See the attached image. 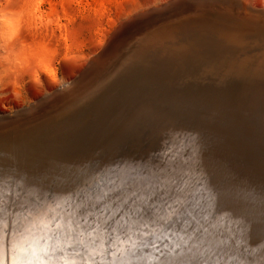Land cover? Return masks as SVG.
<instances>
[{"label": "bare ground", "instance_id": "obj_1", "mask_svg": "<svg viewBox=\"0 0 264 264\" xmlns=\"http://www.w3.org/2000/svg\"><path fill=\"white\" fill-rule=\"evenodd\" d=\"M46 1L51 4V9L48 12L41 11V9L39 8V5H35L33 7V10H29L26 16L27 18L24 21L10 22V23L6 22L3 24L0 23V58H2L1 55L3 52L2 51L3 48L20 50V51H23L24 53H27L29 50L36 49L35 52L37 53L38 51L43 50L45 48H48V47L51 48V47L58 46L60 45V42L62 43V40L68 41L69 38L76 36L83 32L84 24H82V22H75L76 19L78 20V19L84 18L85 20L83 22L88 21L90 23L92 22L93 26H101L100 21L102 20V18H108L110 16L113 6L117 7L118 9L121 6V0H60V1L46 0ZM179 1L184 2V0H179ZM213 1L210 2L211 4L207 2L204 6H191V8H193L194 11L196 12H191V13L189 12L190 14L184 13L185 15H182V16L186 17L187 19L186 22H181V20L177 19V17H174L172 10L171 11L173 15L169 17L171 19L168 18L167 16L168 14H167L166 16L168 20L166 19L163 22H160L161 20L160 18L159 20H157L158 18L157 19L155 18L149 22L147 21L148 18L150 17L148 13L134 12L136 14L133 13L134 15L132 14L133 16L131 17V19L129 18L127 22L124 21L126 24L124 23L120 27H117L119 24L116 26L117 29L115 32H113L114 34L112 33L113 35L110 33H105L104 38L100 40L99 50L100 49L101 50L99 51L97 49L95 51L96 53L93 52V54L89 57L88 67L90 66L92 67V69L95 68V70L93 71H90L91 68H88L89 70L88 73L85 71L87 74H90L89 77L86 74V76H84L86 77L84 80L78 78L79 80L74 79L73 81H68L65 84L67 88H63V91H60V93L58 92L55 93L56 90H54L52 93H50L51 96L49 98L51 100L53 96L52 98L53 101L51 100L52 103L50 100L46 98V101L47 100L50 101L49 107L47 106L48 108L47 107L43 108L44 107L43 106L41 110L42 112L41 111L35 112L33 111L34 108H32L31 110L34 112L35 115L30 116V118L27 119L28 120L27 123H29V121L38 119V117H40V115L44 114L45 112L48 113L49 109L51 110V112H53L54 110L52 109L55 107V105L56 107H58L59 105L57 104L61 103V101L64 100V98L66 97L68 98V96L71 97V95L74 94V92H76L77 90L79 91L84 86H86L87 82L88 83L90 82L91 76L98 75V72L96 71L99 70L100 72L104 67L109 65L111 61H114L115 63V60L118 59V57L116 56H117L118 51L121 49L120 48L121 43L124 42V39L123 41H121L122 36L128 32H131L132 29H134L135 27L138 28V26H140L143 32H141L140 34H137L138 36L136 35V40L138 39V41H142V44L140 45V43H137L138 46L139 45L140 46L139 47L136 46V48L133 49L131 57L133 59L135 57L137 58V56L138 57L143 56V54L145 53L149 54V52H151L150 55L147 58H145L143 61L145 62L149 60L148 62H146L145 65L146 67L148 66L151 68L155 67V69L157 70L156 74L152 75L150 72H147L146 69H144L146 67L141 68V69L140 68L136 69L135 71L131 69L130 72L132 74L129 73L127 75L128 78L124 77V79L122 80L123 83L120 84L121 88L116 86L118 85L117 84L118 82L115 84L113 83L110 87H107L105 89L104 93H108V94H102V98H101L102 100L101 101L99 100L100 102L97 104L98 106L104 103L105 100H109L111 97H114L112 98V100L108 101L105 105L106 110L108 109L109 111H113L116 108L115 106L117 105L121 96L126 94L127 91L126 90L124 91V89H126V86H129L131 84L130 85L132 86L131 91H133L134 89L135 90L138 89L136 88L137 86L139 88L144 87L142 84L144 82H147V85H150V90H151V91L149 90V92L151 93H150V96L148 97L150 101L140 102L136 105L133 104L132 106L127 105L126 107H123L122 105V108H121L122 112L118 114L117 119L118 120L125 119L123 121V124L119 123L118 121L117 122L115 121L110 127L111 129L106 130L104 127H105V124H107L109 120L107 118L99 119L97 117L96 118L94 117L92 120L89 121L92 125L96 123L98 120L101 121L100 123H103L102 125L99 123L100 125L97 127V128H100V131H102V129L104 128L103 132H100L98 130L97 133L99 135L97 133L96 135H94L95 131H92L91 129L89 131H85L86 130L84 129L85 125H83L79 129V131H75L74 129L70 131V128L72 127V125H70L72 123L71 121H73L78 115L79 116L83 115L82 111H78L77 113L70 114L69 115L70 118L68 116L63 118L61 122L56 121L54 123L53 121L50 123V120H49L47 122L49 123L48 127L52 129L49 128L50 131H47V133L43 134V136L34 134L33 136L30 137L29 135V137L23 141V138H22L23 135L21 134L22 133L24 134L26 132H22L21 134L19 132V134L22 136L21 137L22 141H18L17 143H14V142H9V140L4 139L8 141L9 143H5L0 148V179L12 180L14 184H20L24 188V191H25V200L28 201L30 205L40 202L45 197L48 198L47 201L45 202V208L48 213L47 215H38L34 211L31 212V214H29V212L27 211L20 210L18 214L14 217L15 235L12 238L11 244L12 246L15 247L16 256L18 259L20 260H32V259L42 260L43 259V257L40 255L41 251L46 246L53 243V241L48 239V236L57 232V229L55 228V224L52 222L53 218L59 216L61 214L60 210L63 209L66 205H68L70 202H72V197L70 195H65L63 192V188H65L71 183V181L69 180L70 176L75 179H79L81 177L91 178L94 174H99L97 178H100V176H103L104 178H107V177H118L120 179L131 178L132 175L134 174L133 172L136 171L135 169L144 167L145 170L144 169L142 170H144L145 172L153 170V169H155L156 171H159V166L161 163L166 162L167 166L171 167L173 161H175L176 164L179 165L180 161H183L188 158L191 160L192 166L190 168V165L188 164L187 168L185 169L186 172H188L189 169H195L194 166L197 168L198 166L197 164H201L200 166H202V168L205 167L206 171L208 170V167H210V165H213V163H210L207 160L212 159L211 161H213L215 154L212 155V152L207 151L206 148L202 146L204 144L203 143L199 144L201 141H199L196 138V136H194L195 133L200 132L198 131L199 129L187 128L189 131H185L186 128L182 127L179 123H175L174 125H169L170 121H169V118L167 117L164 118V121L168 123V127H164L163 125V127H160L159 129L161 131L165 129L168 130L170 134L172 133L171 136L174 142L180 144V149H182L183 152H180V149L177 150L178 153L175 154V157H171L169 159L166 157V154L159 155L162 152L163 153L166 152L165 149H161V148L169 147L168 146L169 139H171L170 135L169 136L163 135L164 137L157 139L152 144H149L147 147H144L142 149L138 145L139 143L137 142L128 143L129 139H127V133H129V131L135 132L134 131L135 129L138 132L140 131L139 130L140 121H137V120L140 119L139 117L143 115L145 116L149 108H153V105H155V102L157 106L161 108H164L166 102L170 100L166 98H170V97L175 98L174 100H172V102H176V101L186 102L189 99V97L196 96L199 91V89L197 88V90L195 91L193 90L189 94L183 95L184 92L187 91L186 89L189 88V86H191L194 82L201 81L207 75L209 76L210 72H213V75H214L216 71H219L220 65H217V63L221 64L220 58L224 57V55L226 57V54H232V56H235L236 50L238 51L241 50L244 53L245 51L247 52V50L250 49V46L253 45V43L247 44L246 40H248V38H253L257 36L260 38L259 41L263 40L264 20L258 18L262 15L263 12L251 9V7H254L256 9L261 8L264 11L262 0H221L223 2H221L220 0H215L217 2H213ZM75 5H80L81 7L83 6V8H81L82 10H79L80 14L78 15L77 13L79 18L76 15L77 9H76V12L74 11ZM183 5L186 6L185 3L182 4V6ZM59 6L63 7V10L65 11L64 14L70 15V18H69L70 23L61 22L60 16L57 13ZM176 9L177 8H175V11ZM180 9L183 10L181 6H180ZM247 10H250L251 12H247ZM252 10L256 12V14ZM250 13H254V14L251 15ZM166 16H164V18H166ZM201 17L205 18L206 21H212L215 18L220 19L221 21L219 22V26H221L220 29H217V28L213 29V27H210V26L199 27L200 25L197 24L199 21L198 22H196L195 20L189 21L192 18L199 19ZM114 19L110 17V20H112L111 24H116ZM88 25L90 26V24ZM84 27H87V26L84 25ZM197 27L198 29L193 32V30ZM201 28H203V30L199 31ZM87 29H89V27ZM206 36H208V38ZM114 42L116 43L118 42V43L113 47L111 45H114ZM235 43H236V46H235ZM176 47H180L179 49L183 48L182 51L184 52V54L182 56L175 55L173 53V49ZM149 49L150 50L152 49V51H150ZM112 51L113 53H111ZM30 52L32 54L34 53L33 51H30ZM239 55H241V53ZM195 56H197L200 59L192 60V58ZM129 59L132 60L131 58ZM204 59H213V61L211 65H207L209 64L207 61H205L206 63L204 64L202 63ZM223 59H222V62H223ZM226 59L228 60L229 58L226 57ZM229 60L228 61L225 60V61L228 63ZM126 61L129 62L128 60ZM126 61L122 62L121 64H124ZM232 61H233L232 63L235 62L233 59ZM1 62L2 60L0 59V63ZM214 64H216L217 66ZM233 66L225 67L227 69V72L229 73L231 72L229 76L230 77L233 76L232 77L233 84H236V81L239 80L238 83L239 84L243 83L242 86H245L247 84L245 83L244 80L253 79V76L249 75L251 72H248L247 69L246 71H242V70L240 71V69H242L243 67L240 69L238 67V70L232 71L235 68ZM243 69H245V66ZM202 70L203 72L199 73ZM102 76L104 77V74ZM116 78H118V76ZM84 81L85 82L87 81L86 84ZM113 82H116V81H113ZM38 83L36 85H38ZM31 84L33 85L32 82ZM154 89L160 90V91L155 93L152 91ZM119 91L121 92L120 95L115 96L116 92H119ZM254 91H255V88L252 91L248 90L242 93L243 97L240 98V100H242V103L240 101L241 103L240 109L242 110V112L246 113L244 109L248 107L249 104H251L254 98V95H255ZM181 96L182 98H180ZM70 99L72 101V98ZM46 101L45 103H47ZM73 101H74L73 103L76 102L74 98H73ZM41 103L38 102L39 105ZM43 104L44 102L42 103V105ZM76 104L77 103H75V105ZM62 105L64 107V103L61 104V107ZM70 106L71 105H69V107ZM56 107L55 109H57ZM65 107H68V106H65ZM179 107L182 108L183 106L180 105ZM39 108H41V106ZM68 108H65V109H68ZM61 109L62 108H60L59 110ZM31 110L30 112L28 110L26 111L31 113ZM211 110H214V109H211ZM2 111L5 112L4 110ZM21 111H22V108H21ZM58 112H60V114L63 115L61 113L62 111H58ZM168 112L169 114L171 113L174 115H178L174 111H168ZM92 113L93 112H91V114ZM60 114L59 116H61ZM162 114L163 113H155L153 114L152 117L149 116V114L146 115L143 123L141 124L142 125L141 128L145 129L146 126L150 127L149 123H153V119L157 118L156 117L157 115H162ZM10 117H13V116H10ZM132 117L133 119H131ZM19 120H21L20 117H19ZM162 122L163 121H160V124ZM5 124H8V123L5 122L4 125ZM25 124H23V126H25ZM10 125L11 124L9 123V126ZM38 125L36 126L37 127L41 126V125L39 126ZM37 127L35 131H38ZM40 128L39 130L41 131ZM33 129H35V127ZM44 129L45 131L46 129H48L47 125H45ZM35 131L33 130L31 133L33 132L35 133ZM25 135L27 136V134ZM15 136L17 137L18 135H15ZM38 136H41L44 138L39 139ZM12 137H10V140L12 139ZM185 140H188L190 143L193 144V146L194 145L196 146V144H199L197 147L191 148L192 151L189 152L190 154H189V157L187 158H185L184 155L186 153V150L189 149L191 145L183 146L184 144L183 141ZM180 141H182V143ZM0 142H3V141H0ZM215 151L217 150L215 149ZM178 154L179 156L176 157V155ZM158 156L162 157L161 158L162 161L156 162ZM236 159L239 160L238 158ZM259 159H260V156H259ZM256 160H257L256 157L253 158V156L247 155V152H246L245 156L242 158L243 162L242 164H240V166H242V169L241 167H238V168L236 167L235 169H238L237 170L238 172L234 170V172H237V177L243 178V175H244V180L245 182H247L245 178H246V174H249V170L248 168L243 170V167L246 166L248 163L247 167H251L250 169H252L253 171V169H256V164H257L256 162L261 161V160H257V161ZM217 167L219 166L217 165ZM259 167H260V164H259ZM231 168H230V171H231ZM142 170L140 169V171ZM218 170L217 172L219 175L220 170L219 171ZM202 172L204 171L202 170ZM213 172H214V169H213ZM261 172L263 171L261 170ZM141 173L143 172H139L135 174L138 176ZM210 173L211 172H209V174ZM216 174L217 173H215V175ZM231 174L233 175L234 173H231ZM260 176H263V173ZM211 178H213V175L211 176L208 175L207 177H204V175L202 176L201 174L198 177L200 181L199 180L198 181L202 184V186L204 184L203 187H205V185H209V187L205 188V189L207 188L209 189L211 187L210 185L211 180H216V179H211ZM228 179H231V178L229 177ZM263 179H261V182ZM227 180L226 182H228ZM232 180H235V179H232ZM235 183L236 182H234V184ZM238 183H236L237 186H238ZM195 186H185L184 187L182 191V196H183L182 205L184 207H188L191 209V208H196L198 206L197 204L198 195L197 194L200 192H204V191H201L199 187L196 188ZM235 188L236 187H234V190ZM240 190H242V192L239 195L240 197L236 199L235 203L232 200L227 201V202L225 201L226 202L225 204L223 203V205H225L226 207L222 206L220 208L218 206L219 198L218 199L214 198L213 201L211 202V205H213L214 208L211 207L210 211L201 212L197 216L196 222L192 225L193 228H201V229L206 228V229L211 230V233L214 236V239L212 241L213 247L221 252L224 261L228 262V264H245L246 261H251L250 259L251 257L255 258L259 256V254L256 253L254 249H252V247L248 251V247H244V244L242 243L240 236H238V224H237L238 214L240 213L239 211L242 208H244L241 205V203H242V199L246 197L245 195L248 192L246 188H241ZM224 191H226V189H224ZM258 191L261 192V190H258ZM189 193H191V195H189ZM243 200L247 202L246 199H243ZM255 200L256 199H254L253 201ZM253 203L254 205L257 204L256 201ZM249 205L247 206L249 207ZM261 205L264 206V202ZM218 208H220V210L224 212V215L220 212V210H217ZM160 216H164L166 218L162 221H159V223H157ZM250 217L248 218L250 219ZM75 218L76 217L74 215L73 219ZM187 219H188V216L186 213L181 212L180 214H177L175 209L165 212L161 208L158 210V215L152 214L150 218L145 217L143 219L141 216L129 217V219L125 221V224L128 225V229L130 232H135L136 228L133 227V225L140 223L141 227H144L145 225H147V231L149 233H152L155 231L157 234H159L160 232L166 231V229L164 228V225L170 224L172 228V232H173V238H172V241L170 242V246H171V244H175L177 242L184 243V240L181 239V235L183 232L189 230L188 224L186 223ZM242 220L243 222H245L244 218ZM233 221L236 222L234 223V225H236V229H234L233 225L231 224ZM61 223H64V221L62 220ZM65 230H66V227L62 228L60 231H65ZM259 234L263 236L264 238V234L262 233H259ZM100 237H101V240L103 241L104 239L107 238V234L101 231ZM41 240H44L45 243H41ZM117 240H118V237L113 238V241H112L113 246H115V244L117 243ZM61 243H64V241H61ZM122 246L131 247V245H127L126 242H122ZM101 248H102V244L97 245L95 249H93L92 246H89V251L90 252L93 250L99 251ZM241 249H244L243 252H241L242 251ZM257 251H259L260 253L262 252V250L259 248H257ZM5 256L8 259L9 264H11L10 250L5 252ZM55 259H56V264H62V261L65 259L66 260H72V259L78 260V257H75L73 256L72 253L65 251L63 253V256L58 255ZM96 259H99V257H96ZM134 264H159L158 254L152 248L143 249L139 252L138 256L134 258Z\"/></svg>", "mask_w": 264, "mask_h": 264}, {"label": "rangeland", "instance_id": "obj_2", "mask_svg": "<svg viewBox=\"0 0 264 264\" xmlns=\"http://www.w3.org/2000/svg\"><path fill=\"white\" fill-rule=\"evenodd\" d=\"M57 1H60V0H57ZM212 1L213 0H184V2H180L179 0H168V2H167V0H121V6L119 9L115 6H113L110 16L108 18H102V20L100 21L101 26H93L92 22L90 23L88 21H87L88 23L86 21L83 22L85 20L84 18H81L78 20L76 19L77 21L75 20V22H82V24H84L87 27H84V25H83V32L82 33L69 38L68 41L62 40V43L60 42V45H58V46L51 47V48L48 47V48L43 49L44 51L40 50L37 53L35 52L36 49L29 50L27 53H24L23 51H20V50L3 48L2 51L4 53L2 52V55H1L2 58H0L2 60V62L0 63V101H1V103H0V110H1L0 111V124H1L0 130H12L11 132H13V133L10 135H5L3 132L2 135H0V141H3V142H0V144H1L0 148L5 143H9V142L17 143L18 141H22V138H23V141L25 139H27L29 137V135H30V137L33 136L34 134H36V135L38 134V135L43 136V134L47 133V131H50L49 130L50 127H47L48 129H46V131L44 129L46 122L41 123V124L39 123V125H41L40 127H42V128L39 127L42 132L39 130L38 127H37L38 131H35L36 125L34 126L35 130L33 129L34 127H31L33 125H30V126L25 127V128H27V130L30 131V132L28 131V133H27V130L22 129L24 126L21 127L20 125L27 123V121H28L27 119L30 118V116L35 115L33 111H35V112L41 111L43 106H44L43 108H46L47 106L49 107L50 101L53 98V96H52L51 100L49 99L51 96L50 93H52L54 90H56L55 93H57V92L60 93V91H63V88H67V86L65 84L68 81H73L74 79L77 80L78 78L84 80L86 78L84 76H86V74L89 72L88 68L92 69V67H90V66L88 67L89 57L93 54V52L96 53L95 51L97 49L99 50V48H100L99 42L101 39L104 38L105 33L112 34L113 32L116 31V29H117L116 26L118 24L119 25L117 27L122 26L125 22H127L129 20V18L131 19V17L136 13H141V12L148 13V15H150V17L148 18L147 21H149V22L155 18L156 19L158 18L157 20H159V18H160L161 19L160 22H163L167 19V16L169 18L170 16H172L174 14V17H177V16L183 17L182 15L190 14L191 12H196V11H194L193 8H191V6H204L207 2H209V4H211L210 2H212ZM213 2H217V1L214 0ZM221 2H223V1H221ZM184 3L186 6H184V5L182 6V4H184ZM228 3H226V4H228ZM262 4L264 7V0H262ZM35 5H39V8L43 12H48L51 9V4L49 2H47L46 0H0V23L3 24L6 22L10 23V22L24 21L27 18L26 16H27L29 10H33V7ZM180 6L183 8V10L180 9ZM187 6H188V8H187ZM81 8H83V6L82 7L80 5L74 6L75 12L77 9L76 15H77V13H78V15L80 14L79 10H82ZM175 8H177V9L179 8L180 11H179V9L178 10L176 9V11H178V12H176ZM251 9L262 11L264 13V11L261 8L256 9L254 7H251ZM171 10L173 11V14H172ZM134 12H136V13H134ZM247 12H251V11L247 10ZM57 13L60 16L62 23H70V20H69L70 15L64 14L65 11L63 10L62 6L61 7L59 6ZM254 13L256 14V12H254ZM254 13H250V14L252 15ZM263 13L260 17H258L259 19L264 20L263 19V17H264ZM78 15H77V17H78ZM164 16H166V18H164ZM110 17H112V19L115 18L114 20H115L116 24H111L112 20H110ZM169 19H171V18H169ZM121 20H123V21H121ZM88 24H90L91 27ZM214 24L219 25V22L218 23L216 22ZM88 27H89V29H87ZM135 29H138L137 30V31H139V32H137L138 34L143 32L141 30L140 26H138V28L135 27L134 29H132V31H134ZM197 29H198V27L195 28L193 30V32L196 31ZM201 30H203V28H201L199 31H201ZM126 34H124L122 36L121 41L123 39H125ZM206 37L208 38V36H206ZM140 38H142V37H140ZM248 40H250V39H248ZM117 43L114 42V45H111V46L114 47ZM235 46H236V43H235ZM179 48L180 47L174 48L173 53L175 55H181L182 56L184 54V52L182 51L183 48H181V49H179ZM248 50L250 52L249 54H252L251 53L252 51H250V49H248ZM248 50H247V52H248ZM30 51H33L34 53L32 54ZM150 51H152V49ZM239 52L241 53V55H239L240 54ZM111 53H113V51ZM150 53L151 52H149V54ZM235 53L234 54L236 57L235 56L232 57V54H226V57L231 59V60L228 59L229 62L232 63L233 62L232 59L235 61V58L237 60L238 56H243L246 54V52L244 53L241 50L240 51L236 50ZM257 53L258 52H256V54ZM122 54H124V53H122ZM196 57L197 56L193 57L192 60H194V59L199 60L200 59V58H198V57L196 58ZM226 57L224 55V57L220 58L221 64L216 62L217 65H220V67L219 66L218 67L220 68L221 71L225 72V70H224V69H226L225 67H229V66H233V65H234L233 67H235L237 69H233V70L231 69L232 71L238 70V67H239V69L242 67L244 68V66H245V69L242 68V69H240V71L241 70L246 71V69H247V71L249 70L248 66L246 64H241L242 66L239 64V66H238V65H235V63H232V65L229 62L227 63L226 61H228V60L226 59ZM222 59H223V62H222ZM205 61H207L209 63L207 65H211L213 59H204L202 61V63L203 64L206 63ZM222 63H223V65H222ZM244 63H247V61H245ZM263 64L264 63H262V65ZM214 65H216V64H214ZM91 69H90V71L95 70V68L92 70ZM98 69H100V68H98ZM96 72H98V74H100L99 70ZM201 72H203V70L200 71L199 73H201ZM217 72L218 71H216L214 74H216ZM103 74L104 73L102 72V74H100L101 76L99 75L100 76V78H98L99 81L97 80L98 82L95 81V83L100 84L101 82H103V80L106 78V77L102 76ZM210 74H213V72H210ZM253 74L254 73H250L249 75L250 76L252 75L253 78H255L256 76H255V74L254 75ZM89 75L90 74H87L88 77H89ZM218 75H220V74H218ZM228 75H230V74H228ZM204 76H206V75H204ZM92 77H94V76H91L90 78L92 79ZM101 77L104 79H102ZM53 78H55V79H53ZM90 78H89V80H90ZM89 80H87V81H89ZM31 82L33 83V85L31 84ZM86 82H85V84H86ZM199 82L200 81L194 82L186 90L193 88L192 86H195ZM37 83H38V85H36ZM87 84H88V82H87ZM233 85H235V84H233ZM233 85H231V86H233ZM62 86H64V87H62ZM92 86H94V83H92ZM91 88L92 87H90V89ZM253 88H255V87H253ZM257 89L259 90V92H257V90L255 88V91H254L255 95H254V98H253L251 104H249L248 107H246L244 109L246 111V113L242 112V110L240 109L242 100H240L241 103L239 101L237 104L235 103L233 106L229 107L230 103H228L227 100H224L226 98L225 97L226 92L222 95V96H224V99H222L221 97L220 98H213V95H215V97L217 95H220L219 94L220 90L217 88H211V89H208L207 91L203 92V93L207 94V96H209V99L207 100V102H205V103L203 102L200 106H196V104L194 103V102H196V100L194 101V99L196 96H199L202 93H200V94L197 93L196 96L189 97V99H192V100L188 101L189 100L188 99L186 102H177V101L172 102V100L175 99V98H172V100H168L165 104V107L167 109V111H166L167 114L163 113L162 115L156 116L157 118H159L160 120L163 121L164 118H166L170 115L168 111H174L176 114H178V115H175V117H177L176 119L178 121H180V122L177 121L175 123H179L182 127L186 128L185 131H189L187 128L199 129L198 131H200V132H197L194 135V136H196V138L199 141H201L199 144L203 143L204 145H202V146H204L207 151L212 152V155L215 154L213 161H211L212 159L207 160L208 162L213 163V165H210V167H208L207 171L205 170L204 165H203L204 168H202V166H200L201 164H197L198 165L197 168L194 166L195 169H189L188 170V172H187L188 179L185 181L186 186H195L196 184L194 183V181H198L199 180L198 177L201 174H202V176L204 175V177H207L208 175L209 176L213 175V178H211V179H216V180H211V182H210L211 187L209 188L210 191L208 188L205 189L206 187H209V185H205V187H203L204 184L202 186L201 183H200L199 189L201 191H204V192H213V191L215 192V190L217 191L220 189L219 191L221 193H225V195H221L219 197L218 206L220 208L222 206H225V205H223V203L225 204L227 201L232 200L235 203L236 199H238L240 197L239 195L242 192V190H240L241 188H246L248 190V192L245 195L246 197L243 198V199H246L247 202L242 199L241 205L244 208L241 209L242 211L241 210L239 211L240 213L238 214L237 224H238V236H240L242 243L244 244V247H248V251L252 247V249H254V251L259 254V256L255 257V258L251 257L250 258L251 261L252 260H259V258H260V252L257 251V248L261 249L262 252H264V249H263L264 248V238H263V236H261L259 234V233H261L260 230L258 228H253L251 226V224L247 222V219L250 220V219L255 218V217H256L255 219H259L261 216H264V206L261 205L264 202V191H263V189H264V184H263L264 183V181H263L264 180L263 179V177H264V162H263V160H264V158H263V156H264V149H263L264 148V145H263L264 144V142H263V140H264V101L263 100H264V98H262V99L260 98L261 96H264V91L260 90L259 88H257ZM57 90H59V91H57ZM252 90H254V89H252ZM252 90L250 89V91H252ZM64 91H65V89H64ZM77 91L74 92V94H77L78 93ZM152 91L157 93L160 90L154 89ZM199 91H201L200 88H199ZM74 94H72L71 96H73ZM205 94H203V95H205ZM46 98L50 101H48V100L46 101ZM70 98H72V97L68 96V98L67 97L64 98V100H62L61 103L57 104V105H59L58 107H56V105H55V107L57 109H55V107L52 109L55 111L54 114L59 116L60 112H58V111L63 112V110H68V109L72 110L76 106L78 107V103H77L78 99L77 98H80V97L77 96L74 98V100H76L75 103H77L76 105H75V103H73L74 102L73 98H72V101ZM60 99H62V98H60ZM45 101L47 103H45ZM52 101H51V103H52ZM38 102H40V103L44 102V104L42 105V103H41L39 105ZM225 102H226V105H225ZM62 103H64V107H63V105L61 107ZM37 104H38V106H37ZM215 104H217V107H215ZM69 105H71L70 106L71 108L69 107ZM180 105H182L183 107L182 108L179 107ZM40 106H41V108H39ZM65 106H68L69 108L65 107ZM20 107L22 108V111H21ZM32 108H34L35 110L33 109V111H32L31 110ZM36 108H37V110H36ZM58 108L59 109L64 108V109L59 110ZM65 108H68V109H65ZM211 109H214V110H211ZM2 110H4L5 112H3ZM26 110H28L29 112L31 110V113H29ZM49 111L51 112L50 109H49ZM49 111L47 114L50 113ZM25 112L26 113L28 112L27 113L28 116L26 115ZM44 114H46V112ZM21 115H22V117H21ZM42 115H40V116H42ZM10 116H13V117L15 116V117L13 118ZM19 117L21 120H19ZM7 120H8V122H7ZM23 120H25V121H23ZM169 120H170V118H169ZM5 122L8 124L4 125ZM29 122H31V121H29ZM9 123L11 124L10 126H9ZM15 126L18 128H16ZM50 129H52V128H50ZM18 130H20V131H18ZM31 130L32 131L34 130L35 133L34 132L31 133L32 132ZM19 132H20V134L22 132H26V133H24V134L22 133L21 134V135H23V137H22L19 134ZM25 134H27V136ZM15 135H18V136L16 137ZM19 135H20V137H19ZM24 136H26V137H24ZM41 136H38L39 139L44 138ZM5 137H7V138H5ZM10 137H12L13 140L12 139L10 140ZM1 138H2V140H1ZM170 138L171 139H169V145H168L169 147L161 148V149H165L166 152L160 153L161 152L160 151L159 155L166 154V157L169 158L168 157L169 152H171V157H175V154L178 153L177 150L180 149V144L175 143L171 135H170ZM4 139L9 140V142L4 140ZM180 142L182 143V141H180ZM199 144H196V146L195 145L193 146V144L190 143L189 141L187 143H184L183 146L191 145L189 148L190 150L189 149L186 150V152H188L187 156L184 155V157L185 158L189 157V154H190L189 152L192 151L191 148L197 147ZM215 149L217 151H215ZM181 150L182 149H180V152H183V150L182 151ZM244 152L245 153L247 152V155L253 156V158L256 157L257 160H261V161L256 160L257 161L256 162L257 163L256 169H253V171H252V169H250L251 167H247L248 163L246 166L243 167V170H245L247 168L249 170L250 175L246 174V178H245L247 180V182H245V180H244V175H243V178L237 177V172H238L237 170L238 169H235L236 167L237 168L241 167V169H242V166H240V164H242V162H243L242 158L245 156ZM212 155H210V156H212ZM177 156H179V154L176 155V157ZM229 156H231V157H229ZM237 156H239V157H237ZM259 156H260V159H259ZM161 158L162 157L158 156L156 162L162 161ZM236 158H238L239 160H237ZM240 159H241V161H240ZM187 160H188V164L190 165V168H191V166H192L191 160L189 158ZM229 161H231L233 163H231ZM215 163L219 167H217V165ZM226 164H228V165H226ZM259 164H260V167H259ZM215 168L217 170L219 168V170H220V171L218 170L219 175H218V172ZM230 168H231V171H230ZM140 169L142 170V169H144V167H141L139 169H135L136 171L133 172L134 174L132 175V177L137 176L136 174L139 172H145L144 171L145 169L142 171H140ZM213 169H214V172H213ZM258 169H260V170H258ZM194 170H196V171H194ZM202 170L204 172H202ZM234 170L237 172H234ZM261 170L263 172H261ZM199 171H201V172H199ZM209 172H211L213 174H211V173L209 174ZM215 173H217V174L215 175ZM231 173H234L233 174L234 176ZM259 173H260V175H262V173H263V176H260ZM191 174L196 176L197 178L192 176ZM228 176L231 179H228L229 178ZM190 179H192V180H190ZM232 179H235V180H232ZM261 179H263L262 182H261ZM226 180L228 182H226ZM229 182H231L232 184ZM234 182H236V183L239 182L238 186L236 183H235L236 184L235 185ZM211 183H213V184H211ZM227 183H229V184H227ZM241 183H243V184H241ZM256 184H258V185H256ZM195 187L197 188V186H195ZM231 187H233V188H231ZM234 187L237 188V189L235 188L237 193L235 192ZM224 189H226V191L227 190H229V191L226 192V191H224ZM256 189L261 190V192L256 190ZM254 190H256V191H254ZM254 199H256L255 201L257 203L255 205L253 203V202H255V201H253ZM247 205H249V207ZM255 206L258 208H256ZM260 206H261V208H260ZM211 207H213V205H211ZM220 208H218L217 210H220ZM220 212L224 215V212H222L221 210H220ZM248 217H250V219ZM243 218H244L245 222H243V220H242ZM234 223H236V222L233 221L231 224L233 225V228L236 229V225H234ZM241 250H242L241 252H243L244 249H241Z\"/></svg>", "mask_w": 264, "mask_h": 264}, {"label": "snow or ice", "instance_id": "obj_3", "mask_svg": "<svg viewBox=\"0 0 264 264\" xmlns=\"http://www.w3.org/2000/svg\"><path fill=\"white\" fill-rule=\"evenodd\" d=\"M168 157L171 158V152ZM187 166V159L180 161L179 165L173 161L171 167L165 162L160 164L159 171L153 169L124 179L97 178L99 174L79 179L70 176L71 183L63 188V192L72 197V202L60 210L59 216L53 218L57 232L48 236L53 243L41 251L42 260L18 259L11 241L15 235L14 217L18 212L24 210L31 214L34 211L38 215H47L45 202L48 198L30 205L25 200V191L20 184L0 179V264H9L5 256L8 250L11 252V264H56L55 258L63 256L65 251L78 257V260L65 259L62 264H134V258L147 248L155 250L159 264H228L221 252L213 247L211 230L192 227L201 212L211 210V201L225 193L219 190L200 192L197 194L196 208L184 207L182 191L188 179L185 171ZM194 183L200 187L199 181ZM161 208L165 212L175 209L177 214H187L189 230L181 235L184 243L177 242L170 246L173 238L170 224L164 225L166 231L159 234L155 231L149 233L147 225L141 227L140 223L133 225L135 232H130L125 224L129 217L141 216L143 219L150 218L152 214L158 215ZM165 218L160 216L157 223ZM62 220L64 223H61ZM247 222L264 234V216ZM65 227V231H60ZM101 231L107 234L103 241ZM114 237H118L115 246L112 244ZM122 242L131 247L122 246ZM41 243L45 241L41 240ZM101 244L99 251H89V246L95 249ZM245 264H264V252L260 253L259 260L246 261Z\"/></svg>", "mask_w": 264, "mask_h": 264}, {"label": "water", "instance_id": "obj_4", "mask_svg": "<svg viewBox=\"0 0 264 264\" xmlns=\"http://www.w3.org/2000/svg\"><path fill=\"white\" fill-rule=\"evenodd\" d=\"M177 19L181 20V22H186L187 19L186 17H180ZM191 20H195L196 22H198L197 24H200L201 26L199 27H204V26H210L213 27V29H220L221 26L219 25H215L212 22H221L220 19L215 18L212 21H206L205 18H192ZM138 29H135L134 31L128 32L125 36L124 42L121 43L120 46V50L117 53L118 59L114 61H111L109 63V65H107L106 67H104L99 73L102 74V72L105 74L104 77H107L103 80V82H101L100 84L95 83L94 86H92V83H94L96 80H98L99 75H95L88 84H86V86H84L81 90L78 91L77 94H74L73 96H71L72 98L75 97H80L78 98V107L74 108L72 111L70 109L65 110L63 112H61L63 115L62 116H58L56 114H54L55 112H51L49 114H43L42 116L38 117V119H35L31 122H29L28 124H25V126L23 127V125H20L21 127H23L22 129H26L25 127L33 125L31 127H34V125H38L39 123H44L46 122V125L48 127L47 121L50 120V123L54 121V123L57 122H61L63 120V118L65 117H69L70 118V114L72 113H77L78 111H82L83 115H78L73 121H71L72 123L70 125H72V127L70 128V131H72L73 129L75 131H79V129L84 126V129H86L85 131H89L90 129L92 131H95L94 135H96V133L98 132V130L100 131V128H97L100 124L102 125L103 123H100L101 121L98 120L96 123H94L93 125L89 122L90 120H92L94 117L96 118H107L109 121L107 122V124H105V129L106 130H110L113 122H119L123 124V121L125 119H121L118 120V114H120L122 105L123 107L128 106H132L133 104H138L140 102H148L150 101L148 99V97L150 96L149 90H150V85H147V82H144L142 85L144 87H136L138 89H134L132 90V86H126V89H124V91L126 90V94H124L123 96H121L120 100L118 101L117 105L115 106L116 108L113 111H109L108 109H105V105L108 101L112 100L111 97L109 100H105L104 103L100 104L97 106V104L102 100V94H108V93H104L105 89L107 87H110L113 83H117L118 85H116L117 87L121 88V83H123V79L128 78V74L131 73V69H133V71H135L136 69H141L146 67V62L148 61H143L145 58H147L150 54H143V56H137V58H133L132 59V52L133 49L136 48V46H138L137 43H140V45L142 44V41H138V39L136 40V35L138 34L137 31ZM250 40H246L248 44H252V46H250V51H252V54H249L250 52H246L245 55L243 56H239L237 60H235V64L239 66V64H246L248 66V71L251 73L255 74V78L250 79V80H244L245 83L247 85L242 86V84H239V80L236 81V84L233 85L232 84V77L233 76H229L228 74H230L229 72H227V70L221 71L219 70L216 74H210L209 76L207 75V77H205L204 79H202L198 84H196L195 86H192V88L188 89L187 91L184 92L183 95L185 94H189L190 92H192L193 90H197V88L201 89V91H198V93H202L199 96H196L194 101L196 100V102H194L196 104V106H200L203 102H207V100L209 99V96H207V94L203 93L205 91H207L208 89H211L213 87L219 89V94L215 97V95H213V98H222L224 99V96H222L225 92V99L227 100L230 106H233L235 103L237 104L240 101V98L242 97V93L244 91H248V90H252L254 89L253 87L256 88L257 92H259V90L257 88H259L260 90L264 91V65H262L263 61H264V38L263 40L259 41V37L255 36L253 38H248ZM147 40V39H146ZM145 40V41H146ZM254 42H253V41ZM257 40V41H256ZM123 41V40H122ZM121 42V41H120ZM150 44V43H149ZM139 45V46H140ZM138 46V47H139ZM147 52V51H146ZM255 52H258L257 54ZM124 53V55L122 54ZM234 57V56H232ZM129 58H131L132 60H130ZM141 58V59H140ZM126 60H128L129 62H127ZM126 61L124 64H121L122 62ZM245 61H247V63H244ZM116 64V65H115ZM150 65V64H149ZM146 69L147 72H150L152 75L156 74V69L151 68V67H146L144 68ZM236 69V68H234ZM136 73V72H135ZM111 74V75H110ZM132 74V73H131ZM134 74V73H133ZM220 74V75H218ZM110 75V76H109ZM109 76V77H108ZM118 76V78H116ZM127 76V77H126ZM228 76V77H227ZM95 79V80H94ZM148 80V79H147ZM116 81V82H113ZM92 88L89 89L91 86ZM233 85V86H231ZM149 86V87H148ZM123 87V86H122ZM233 87V88H232ZM89 89V90H88ZM248 89V90H247ZM151 91V90H150ZM110 93V92H109ZM120 91L116 92L115 96H119L120 95ZM148 93V94H147ZM205 94V95H203ZM241 96L239 97L238 96ZM81 95V96H79ZM209 95V94H208ZM211 96V95H210ZM185 97V96H184ZM182 98V96L180 97ZM261 99L264 98V96L260 97ZM142 99V100H141ZM151 99V98H150ZM166 99H170L172 100V98H166ZM100 100V101H99ZM152 100V99H151ZM192 99H189L188 101H190ZM264 101V100H263ZM193 103V102H192ZM90 104V105H89ZM226 104V102H225ZM120 107V108H119ZM215 107H217V104H215ZM214 107V108H215ZM105 109V110H104ZM67 111V112H66ZM167 109L164 106V108L158 107L156 102L155 105H153V108H149V110L147 111L146 115L149 114V116H153V114L155 113H164L167 114ZM211 111V110H210ZM91 112H93L91 114ZM82 114V113H81ZM211 114V113H210ZM52 115V116H51ZM146 115L139 117L140 119L137 121H140V127H139V132L136 131V129L133 131H129V133H127V139H129L128 143H132V142H137L139 143L138 145L142 148L147 147L149 144H152L154 141H156L157 139H160L161 137L164 136H169L171 135L168 130H160V127H168V123L166 121L163 120V122L160 124L159 122L162 121L159 118H155L153 119V123H149V126H146L145 129L141 128V124L144 121V118L146 117ZM171 116V117H170ZM170 118V123L169 125H174L175 122H177L178 120L176 119L177 117H175L174 114H171L168 116ZM167 117V118H168ZM172 118V119H171ZM133 119V117L131 118ZM146 120V119H145ZM131 121V120H130ZM180 122V121H178ZM90 123V124H89ZM100 123V124H99ZM121 124V125H122ZM45 125V124H44ZM69 125V126H70ZM152 125V126H151ZM167 125V126H166ZM37 127V126H36ZM39 128V127H38ZM104 128L102 129L103 132ZM35 130V129H34ZM105 130V131H106ZM12 130H0V135H2V133L4 132L5 135H10L13 132H11ZM20 131V130H18ZM28 131V130H27ZM98 134V133H97ZM99 135V134H98ZM164 135V136H163Z\"/></svg>", "mask_w": 264, "mask_h": 264}]
</instances>
